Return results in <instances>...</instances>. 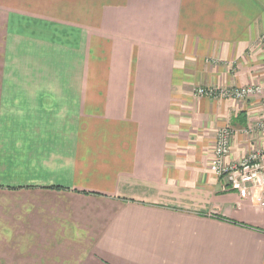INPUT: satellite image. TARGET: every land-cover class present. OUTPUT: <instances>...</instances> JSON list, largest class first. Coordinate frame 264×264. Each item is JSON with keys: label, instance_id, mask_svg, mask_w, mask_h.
I'll use <instances>...</instances> for the list:
<instances>
[{"label": "crops", "instance_id": "1", "mask_svg": "<svg viewBox=\"0 0 264 264\" xmlns=\"http://www.w3.org/2000/svg\"><path fill=\"white\" fill-rule=\"evenodd\" d=\"M83 20L123 42L96 96ZM262 35L264 0H0V264H264L261 190L209 171L262 99L195 90L261 84Z\"/></svg>", "mask_w": 264, "mask_h": 264}, {"label": "built area", "instance_id": "2", "mask_svg": "<svg viewBox=\"0 0 264 264\" xmlns=\"http://www.w3.org/2000/svg\"><path fill=\"white\" fill-rule=\"evenodd\" d=\"M260 44L264 49V35L260 37ZM262 76L263 82L261 84L222 89L202 87L196 90V95L210 98L222 97L238 101L251 96H259L262 99L263 119L258 124V129L263 139V150L251 153L238 163L226 164L224 159L230 152L229 139L232 132L227 127L221 128L215 134L209 171L216 177L222 178L228 190L236 191L243 197L249 196L253 189L259 188L261 194L256 199V205L264 209V61Z\"/></svg>", "mask_w": 264, "mask_h": 264}, {"label": "rangeland", "instance_id": "3", "mask_svg": "<svg viewBox=\"0 0 264 264\" xmlns=\"http://www.w3.org/2000/svg\"><path fill=\"white\" fill-rule=\"evenodd\" d=\"M61 1V0H59ZM91 1V0H90ZM60 9H62L65 12V5L60 4ZM48 13V12H47ZM53 15V14H51ZM57 15H60V12H58ZM83 15H78L80 19H82ZM49 21L47 23H52V24H58V29L61 27L65 28L67 27L66 22H63L60 18L57 19L56 21H50V20H45ZM81 23L87 24V29L83 28V31L85 34H88V42H89V49H88V56L89 57V65L91 68H93L94 71V76L95 78L90 80V86L93 88L90 90V96H96L97 92L101 90L102 84L105 83L106 81L99 76L100 71L103 69H108L110 70V73L112 74H117L116 66V51H114V46L118 44H122V38H118V36H113V33L109 31L110 29H105L104 31L102 30L101 27L96 26V22L92 20H83ZM69 26V25H68ZM129 40V38H126ZM114 43H116L114 45ZM124 71V70H123ZM96 72V73H95ZM99 72V74H98ZM202 88V87H197L195 90Z\"/></svg>", "mask_w": 264, "mask_h": 264}]
</instances>
